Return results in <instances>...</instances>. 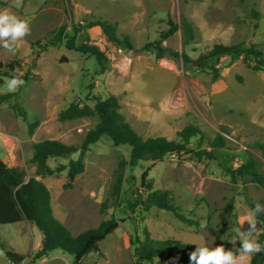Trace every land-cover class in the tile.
Instances as JSON below:
<instances>
[{
    "label": "rangeland",
    "instance_id": "obj_1",
    "mask_svg": "<svg viewBox=\"0 0 264 264\" xmlns=\"http://www.w3.org/2000/svg\"><path fill=\"white\" fill-rule=\"evenodd\" d=\"M253 8L259 12L258 20L251 14ZM5 9L31 26L30 35L14 51L0 48V62L15 61L18 67L7 71L18 78L32 59V44L52 36L62 25L69 31L73 25L102 18L116 22L117 33L128 35L134 45L132 50L118 48L107 41L99 27H90L77 35L76 43L88 37L104 51L107 61L103 71L94 56L68 50L60 42L40 54L32 70L35 78L11 92L15 96L0 102V159L24 171L25 179L35 177L46 185L56 219L73 235L96 227L104 219L122 220L99 243V252L89 253L80 264H168L161 259L148 263L132 257L130 239H143L144 230L153 239L212 241L213 246L222 244L238 254L241 242H230L235 238L234 229L251 205L264 207V189L239 177L231 184L217 160H198L191 153L181 152L166 154L156 162L140 161L125 168L117 198L112 186L119 161L128 157V146H113L106 138L91 143L83 157V171L65 186L68 162L77 159L79 153L48 158L49 173L37 175L31 145L43 139L80 144L97 117L60 121L58 113L72 101L93 104L94 97L103 99L111 92L125 121L143 138L179 140L178 132L186 124L198 126L210 137L219 131L226 141L217 151L218 160L237 167L251 155L264 172V153L256 145L264 144V72L248 68L242 56L225 55L215 63L218 76L214 77L196 63L168 56L156 58L154 51L140 49L158 39L168 20L180 24L184 18L193 25L194 39L183 45L178 30L162 44L193 58L216 43H264V0H70L69 5L64 0H9L0 7ZM10 79L0 75V94L10 92L6 83ZM14 102L25 109V121L11 109ZM33 121L39 124L29 134L27 125ZM188 147L197 148V138H192ZM204 147H208L206 142L200 146ZM147 168L153 190L169 191L173 204L197 220L198 226L187 225L171 211L155 206L134 212L127 208L124 200L139 189L140 175ZM257 227L259 235V220ZM247 228L245 222L242 230ZM41 239L42 233L33 223L0 225V241L24 257L20 264H73V256L58 248L32 262ZM251 256L244 264H249ZM0 264H13L1 249Z\"/></svg>",
    "mask_w": 264,
    "mask_h": 264
},
{
    "label": "trees",
    "instance_id": "obj_2",
    "mask_svg": "<svg viewBox=\"0 0 264 264\" xmlns=\"http://www.w3.org/2000/svg\"><path fill=\"white\" fill-rule=\"evenodd\" d=\"M64 1L68 5L70 4V0ZM8 2L9 0H0V7L6 6ZM251 14L256 20L260 17L259 12L254 8L251 10ZM93 26L99 27L107 41L112 45L123 50L134 49L128 35L117 33L116 22L94 18L85 24L73 25L69 31L65 25H62L53 32L52 36L44 40H37L32 44V59L20 79L25 83L33 80L35 74L32 73V70L36 67L40 54L60 42H64V46L68 50L94 56L100 71H103L107 61L104 51L91 44L88 37L82 43H76L77 35ZM178 30L181 31L183 45L189 44L194 39V28L189 20L184 18L180 24L168 20V27L159 32L158 39L145 43L140 49L154 51L156 58L168 56L181 59L184 63H196L202 69H209L214 77L218 76V67L215 66V63L219 57L225 55L242 56V60L248 68L253 71L264 72V43L247 45L243 42L231 45L216 43L199 52L193 58L185 51H178L162 44L163 39L173 36ZM15 67H18L15 61L7 64L0 62V75L9 78L16 77L7 71V69L12 71ZM13 96L15 93L11 92L0 94V102L7 101ZM93 99V104L72 101L58 113L60 121L81 117H97V123L86 132L80 144H66L54 139H43L32 143L31 161L36 167L37 175L49 173L50 170L46 166L48 158L68 157L72 153L78 152V158L70 159L67 165L65 186H70L74 178L84 169L83 157L88 146L95 141L106 138L113 146L126 145L129 147L128 157L118 163V174L112 186V194L117 198L121 194L126 167H133L140 161L156 162L166 154H179L181 152L191 153L198 160L203 158L217 160L229 176L231 184H235L239 177L243 182L249 181L264 189V172L259 170L258 160L251 155L237 167H232L218 160L217 151L225 146L226 141L221 132L218 131L213 137H210L198 126L186 124L178 132L179 140L167 139L163 136L143 138L125 121L119 111L120 105L115 94L109 92L103 99L95 97ZM10 107L25 121L26 111L23 106L14 102ZM38 124V121L29 123L27 125L28 133L32 134ZM223 131L225 132V130ZM194 137L197 138L198 147L189 148L188 144ZM204 142L208 147L200 148ZM256 145L264 153V144L257 143ZM148 173L149 168L141 173L139 189L137 191L132 190V198L124 200L127 208L134 212L136 208L148 210L155 206L171 211L181 222L187 225L198 226L197 220L185 216L173 204L169 191L153 190V181L149 178ZM25 176L24 171L8 166L0 159V225L27 221L33 223L41 231L42 239L31 257L32 262L46 257L50 251L58 248L73 256V264H80L89 253L99 252V243L120 226L122 220L111 217L100 221L96 227L88 228L77 235H73L53 215L50 192L46 185L35 177L25 179ZM253 207L251 205V208ZM257 219L261 222L262 227L258 241L264 244V213L258 214ZM144 234L143 239L138 236L130 239L131 255L135 260L152 263L155 259H161L168 264H190V253L195 250L196 246L183 243L177 239H153L147 230H144ZM0 249L13 264H20L24 258L20 254L9 251L1 241ZM249 264H264V252L253 254Z\"/></svg>",
    "mask_w": 264,
    "mask_h": 264
},
{
    "label": "clouds",
    "instance_id": "obj_3",
    "mask_svg": "<svg viewBox=\"0 0 264 264\" xmlns=\"http://www.w3.org/2000/svg\"><path fill=\"white\" fill-rule=\"evenodd\" d=\"M30 33L31 26L28 21L11 10H0V48L12 52L16 45ZM6 83L8 91L15 92L25 82L20 78L13 77ZM260 213H264V207L256 203L239 221L240 226L234 229L235 238L230 242L233 245L236 244V241L241 242L238 254L233 250H227L222 244L213 246L212 241L192 240L189 243L195 244L196 247L190 253V264H244L251 255L264 252V244L258 241L257 216ZM245 222H247L248 228L242 230Z\"/></svg>",
    "mask_w": 264,
    "mask_h": 264
},
{
    "label": "crops",
    "instance_id": "obj_4",
    "mask_svg": "<svg viewBox=\"0 0 264 264\" xmlns=\"http://www.w3.org/2000/svg\"><path fill=\"white\" fill-rule=\"evenodd\" d=\"M8 166H10V165H8ZM12 167V166H11Z\"/></svg>",
    "mask_w": 264,
    "mask_h": 264
}]
</instances>
